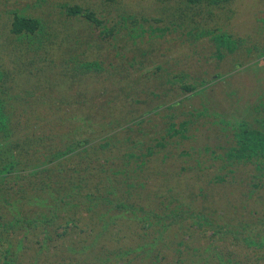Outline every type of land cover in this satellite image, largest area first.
I'll return each mask as SVG.
<instances>
[{
  "label": "trees",
  "instance_id": "16d2710c",
  "mask_svg": "<svg viewBox=\"0 0 264 264\" xmlns=\"http://www.w3.org/2000/svg\"><path fill=\"white\" fill-rule=\"evenodd\" d=\"M109 1L114 8L110 11H123L121 16L128 13L124 0ZM179 1L190 7L204 0ZM58 7L56 13L43 18L20 15L17 10L9 15V35L22 45L21 51L15 49L17 54L21 52L16 58L27 56L26 69L34 71L37 63L39 72L45 71L46 91L42 94L32 90L22 92L19 98L14 95L16 71L10 70L0 49V250L5 252L0 264H264V134L239 124H219V119L208 117V109L200 108L189 109L190 114L206 115L204 118L215 124L213 130L202 132L206 138L197 129L185 135L187 121L177 128L171 118L164 125L167 132L158 126L160 114L165 112L161 109L178 107L203 91L213 94L217 88L225 89L233 77L251 71V65L236 73L230 68L225 75L219 73L217 80L191 82L197 75L194 68L203 67L200 63L204 65L211 57L232 63L235 49L241 53L238 60H249L253 54L264 59V38L257 45L249 42V35L235 36L219 27L211 35L194 38L191 34L184 53L176 54L173 50L180 46L184 30L173 22L179 15L168 13L167 17L173 18L167 22L157 19L155 26L144 27L135 35L129 32L136 51L129 60L120 53L117 57L121 60L116 63L115 54L108 51V41L115 36L119 39L122 27L109 21L106 24L97 11L80 3ZM82 18L90 26L82 25ZM63 19L79 23L62 31ZM258 22L264 26V20ZM137 23L136 19L133 24ZM205 36L212 38L201 40ZM208 42L214 48L210 57ZM56 60L61 66L59 80L67 79L76 87L69 92L66 84L68 95L63 97L54 93L52 84L57 78L49 73ZM89 73L94 82L104 75L122 87L124 94L111 97L103 107L105 112L122 116L141 106L150 108L145 115H139V109L131 124L136 122L143 130L155 120L152 137L157 139L159 150L152 145L124 147L136 143L131 137L120 140L123 134L119 131L125 127L104 143L80 139L85 134L82 126L74 129L72 125L83 122L89 111L87 103L98 95L91 89ZM172 94L177 96L170 105L161 99L172 98ZM143 96L147 97L144 101ZM152 103L153 107L147 106ZM222 132L234 137L218 138ZM210 135L217 138L210 155L219 165L202 164L204 153L195 157L187 148L176 151L175 138L183 147L187 139L189 146L200 145L212 139ZM170 141L174 150L169 158L175 153L193 156L197 165L185 168L193 173L173 172L174 163L166 166L157 162L154 155L168 148ZM107 152L113 156L107 157ZM118 153L122 159L111 161ZM252 169L255 172L251 175L248 172ZM161 172L171 175L162 178ZM172 177L174 183H170ZM176 201L178 205L172 206ZM172 245L176 252L164 251Z\"/></svg>",
  "mask_w": 264,
  "mask_h": 264
},
{
  "label": "rangeland",
  "instance_id": "374dc122",
  "mask_svg": "<svg viewBox=\"0 0 264 264\" xmlns=\"http://www.w3.org/2000/svg\"><path fill=\"white\" fill-rule=\"evenodd\" d=\"M166 1L168 2V0H124L125 5L128 8V15L126 14L125 16H121L123 11H110L114 8H110L112 4L109 0H0V49L4 51L3 57L0 56V58H4V61H7L8 64H10L9 67H11V71H16L13 78V83L16 86L14 95H19L17 97L19 98L23 95L22 92L29 93V91L32 90L34 92L37 91L36 93L40 92V94H42V91H46L45 87L47 83L46 75H43L45 71H42V73L39 72L40 67L37 66V63L35 65L34 71H32L30 67L26 69L27 65L24 64L26 63L27 56L22 55V58H16L17 55H21V52L17 54L15 52V49L17 48L21 51L22 45H20V43L15 39H12L9 35L11 33L12 27V19L9 15L12 12H15V10H17L20 15L30 16L32 18H43L48 17L47 15L49 13H56V11L59 10L58 6L63 5L64 3H80L85 7L93 8L95 11H97V17L106 21V24L107 21H109V23H112V25H117L119 28L122 27L120 38L116 39L115 36L112 41H108L110 42V49H108V51L111 52L112 56L115 54L116 58H113V60L116 63L121 60V57H117L120 53L121 55H127V58L129 60L130 55L136 51V48L129 39V32H134L135 35L136 33L141 32V30L143 31L144 27H147L149 25L155 26L159 23L157 19H160L161 23L162 21L167 22V20L173 18V16L167 17L168 13H176L174 14V16L179 15L173 22L181 25L184 30V34H182V36H179L182 38L178 40L180 46L176 47L173 50L174 52H176V54L179 52L184 53V45L188 44L189 41H192L193 37L191 36V34L194 33V38L198 35L206 33H210L211 35L212 32L216 31L219 27H223L225 31H229L235 36L240 37L243 35L244 37L249 35V42H255V44L257 45H259L264 38V26L260 22H258V19L264 20V0H220V2L217 3H212V0H204L203 3L199 6L190 7H187L186 3H183L182 1L170 0V4L168 5L169 7H164L163 3ZM151 4L153 5V7H151ZM129 13L136 17H129ZM136 19L138 20V23L133 24ZM53 20L54 16L49 19L50 23H52ZM62 22L64 25L62 31H66L68 29V26H70L71 28L72 24L77 26L79 23L74 19H63ZM81 24L90 26V24L87 23V21L83 18ZM82 25L81 27H79L80 30L83 29ZM255 31H257V33ZM209 38L211 39L212 37L205 36L202 37L201 40H208ZM163 43L167 44V41H164ZM211 44V42L206 43L207 46H210L207 52L208 57L213 54L210 50L213 49L212 51H214V48L213 46H211ZM216 49L218 50L220 48L216 47ZM55 50L57 53H59L57 47H55ZM248 50L249 49H247V54L249 55ZM235 52H237V49L233 51L234 58L232 63H230L229 59H225L223 62H219L214 57H211L212 59H206L207 61L204 65L200 63L205 68H194L197 75L195 74L196 76L192 77L194 79H190L191 82L193 80H198V82L211 81L213 79L217 80L220 75L219 73L223 72V74L225 75L226 73L224 72H227V70H229L230 68L235 70L236 73L239 69H244L246 66L251 65V71H247L242 75L238 74L233 77V80L231 84L228 85V87H226L225 89L223 87L217 88V92H213V94L215 93L216 95L210 94L211 91H203L196 97L182 102L181 105H178V107H171V109H161V111L165 112L160 114L161 118L159 119L158 124L159 129H161L162 127L164 128V125H167L168 120L172 118L177 128H179L182 123L186 121L188 122V126L185 129V135H188L190 130L192 131V133H195V130L197 129L200 131V136L205 137L202 135V132L207 131L208 129L213 130L215 124H213L211 120H206V118H204L206 117V115L196 117L193 112L192 114H190L191 111H189V109L196 110L200 108L208 109V117L212 119L215 118L216 120L219 119L217 120L219 121V124H221V122L227 123V125L239 124L241 127H243V129H247L249 131L256 130L258 133L264 134V59L259 57V55L253 54L252 56L248 57L249 60L247 58L238 60L237 56L240 57L241 53ZM54 65L55 69L50 71L49 73L56 74L57 81L56 83L52 84V86L56 87L54 93L59 97H63L68 95L65 91L66 84V88H69L67 89L69 92H73L76 87L74 83L70 84L67 79L60 81L57 73L59 72L61 66L58 64L57 60L56 62H54ZM195 65L197 66V62H194V66ZM93 74L99 73L94 72ZM93 74L89 73L88 77L92 78L91 76ZM203 74L204 77H202ZM110 76L112 75L110 74ZM197 76L200 77L197 78ZM92 80L93 88L91 89L94 90V93L98 92V95H95L91 99V101L87 103L89 111L86 113L83 122H81L80 120L78 123L72 125L74 126V129L78 126H82L81 131H84L85 134L80 135V139H87L92 141V143H104L105 139L109 135L112 136L119 129L125 127V130H123V132L119 131L123 134L120 140L125 139L126 141H128L130 139L129 137H131L135 140L136 143H127L124 145V147L132 145L135 148H143L148 145H152V147H156L158 148L157 150H159L157 139L155 137H152V128L157 124L155 120H151L148 123V127H144L143 130H140L139 127L136 126V122L131 124V121L134 120V115L138 114L139 109V115H145L149 112L150 108L141 106V108L132 110L133 112L128 111L125 115L122 116H120L119 112H105L103 110V107L110 103L111 97H116L117 95L121 96L122 94H124V92H122V87L120 85L118 86L116 82H114L109 76L101 75V77H98L97 82H94L95 78H92ZM84 85L89 86V83H86ZM128 92L130 93L131 91ZM176 96L177 95L172 94V98L168 96L164 98L162 97L161 99L164 100V103L168 102V105H170L169 101L171 103L173 101L172 99ZM146 99L147 97L143 96L142 101ZM56 102L58 103V101ZM61 105L64 106L62 103ZM154 105L155 104L152 103L147 106L153 107ZM42 106L43 105H41L40 107ZM14 109L17 110V108ZM44 109L45 108H43L42 110ZM164 117H166L167 119L164 120ZM242 122H244L245 124H241ZM199 124H201L203 127ZM217 126L219 125L217 124ZM67 134H69L68 131ZM76 136L77 133H75L74 138H76ZM222 136L224 137V140H229L228 138L234 137L232 133H227L226 137L222 132L220 137L218 138H221ZM209 137L212 138V135H210ZM175 140L178 142L176 145V147L179 148L176 150L177 152H184V149L187 148L191 154H194L195 157H200L199 154L204 153L203 157L205 158L201 157V159L204 160L202 164L219 165V161L213 160V157L210 155L212 146L217 143V138L205 139L208 142L202 141L200 145L193 146H189L190 140L187 139V142L183 147V142L180 139L175 138ZM142 143H144L143 146H141ZM93 146H95L97 151H100L97 144H94ZM172 146L173 143L171 144L170 141L168 148L154 155L156 158H158L157 162H162L166 166L174 163L173 172L182 170L186 171V175H189L190 172L193 173L194 171H188V169L191 168L189 167V165H197V161L194 159V157L191 156V158H189L187 157V155L185 156V153H182L180 155L175 153L173 157L169 158L170 154L174 150ZM197 146H200L202 149L197 150V148H194ZM106 156L111 157L113 155L107 152ZM117 156L118 157L111 159V161H120L122 159V153H118ZM68 157L72 158V155L70 154ZM153 163L156 162L153 161ZM186 167L188 169H185ZM159 170L161 171L164 169L160 168ZM243 170L245 171V169ZM254 172L255 170L252 169L248 173L252 175L254 174ZM258 172H261L260 169L258 170ZM161 173L162 178L169 177L171 175L163 172ZM222 173L223 172H221V174ZM170 183H174L173 177L171 178ZM177 205V201L172 203V206ZM207 235L210 236V232L207 233ZM165 245L167 244L165 243ZM175 245L177 244L175 243ZM4 248H6V245ZM164 251L176 252L173 245L171 247L165 246ZM4 254L5 252H1L0 250V263L4 262Z\"/></svg>",
  "mask_w": 264,
  "mask_h": 264
}]
</instances>
